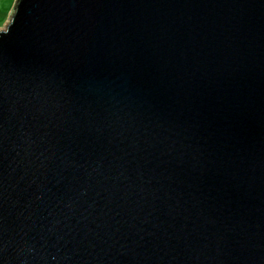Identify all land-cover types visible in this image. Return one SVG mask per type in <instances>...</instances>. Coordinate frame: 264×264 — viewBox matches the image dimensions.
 I'll list each match as a JSON object with an SVG mask.
<instances>
[{"label": "water", "instance_id": "95a60500", "mask_svg": "<svg viewBox=\"0 0 264 264\" xmlns=\"http://www.w3.org/2000/svg\"><path fill=\"white\" fill-rule=\"evenodd\" d=\"M0 33V264H264V0H16Z\"/></svg>", "mask_w": 264, "mask_h": 264}, {"label": "rangeland", "instance_id": "374dc122", "mask_svg": "<svg viewBox=\"0 0 264 264\" xmlns=\"http://www.w3.org/2000/svg\"><path fill=\"white\" fill-rule=\"evenodd\" d=\"M14 4H11L9 7L7 0H0V23H3L5 27L9 21L10 11L12 10Z\"/></svg>", "mask_w": 264, "mask_h": 264}, {"label": "snow or ice", "instance_id": "6c2138e0", "mask_svg": "<svg viewBox=\"0 0 264 264\" xmlns=\"http://www.w3.org/2000/svg\"><path fill=\"white\" fill-rule=\"evenodd\" d=\"M9 7L15 3V0H7ZM9 32V29L5 27L3 23H0V33Z\"/></svg>", "mask_w": 264, "mask_h": 264}, {"label": "clouds", "instance_id": "9594fccd", "mask_svg": "<svg viewBox=\"0 0 264 264\" xmlns=\"http://www.w3.org/2000/svg\"><path fill=\"white\" fill-rule=\"evenodd\" d=\"M8 32H5V33H3V34H7Z\"/></svg>", "mask_w": 264, "mask_h": 264}]
</instances>
